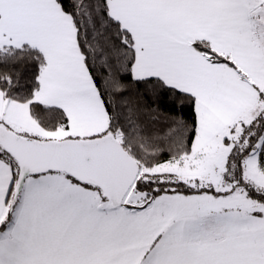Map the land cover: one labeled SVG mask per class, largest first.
Wrapping results in <instances>:
<instances>
[{"label": "snow or ice", "instance_id": "1", "mask_svg": "<svg viewBox=\"0 0 264 264\" xmlns=\"http://www.w3.org/2000/svg\"><path fill=\"white\" fill-rule=\"evenodd\" d=\"M0 264H264V0H0Z\"/></svg>", "mask_w": 264, "mask_h": 264}]
</instances>
